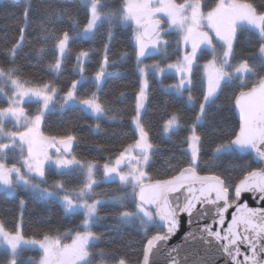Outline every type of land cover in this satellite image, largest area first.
I'll return each instance as SVG.
<instances>
[{
	"label": "trees",
	"instance_id": "obj_1",
	"mask_svg": "<svg viewBox=\"0 0 264 264\" xmlns=\"http://www.w3.org/2000/svg\"><path fill=\"white\" fill-rule=\"evenodd\" d=\"M90 1L98 4L101 20L92 36L85 38L83 31L93 5ZM129 1L0 0V130L21 139L31 128L21 133L20 125L11 126V120L3 119L14 85L53 90L52 107L41 120L39 135L54 141L75 140L72 156L84 166L95 165L90 198L97 203L94 217L85 219L82 212L67 214L59 201L60 195L80 192L89 167L87 171L82 167L70 172L46 168L43 181H36L44 192L5 181V176L0 178L4 181L0 180V225L4 233L15 234L21 228L27 239L49 238L59 245L70 243L78 233H89L92 239L83 264H140L147 240L162 233L155 225L144 223L138 214L141 206L129 188L117 181H104L103 167L122 159L137 140L134 118L139 117L153 148L147 170L149 181L170 179L192 166L186 148L193 129L199 143L196 171L221 178L231 198L236 184L258 169L250 155L237 154L229 145L239 125L234 112L236 96L264 78V35L262 38L247 27L236 30L229 63L224 68L229 77L205 105L199 119L206 94L202 64L212 59V53L201 50L191 70L190 86L178 89L177 75L157 76L158 69L179 62L182 53L180 36L175 32L165 35L163 47L158 45L156 52L143 60L145 67L150 66L144 74L143 90L137 33L123 20ZM172 1L175 5L196 2L202 13L210 12L217 4V0ZM237 1L249 4L257 14L264 13V0ZM64 38L68 42L56 69L58 46ZM220 53L221 47L218 60ZM70 93L78 101L97 103L100 114L94 116L65 104ZM142 94L146 95V103L140 114ZM25 109L28 121L38 117L40 104L27 102ZM3 141L8 143L0 149V177L7 169L24 173L20 156L23 158L25 153L14 147L15 142L6 148L10 140ZM225 146L227 149L218 151ZM5 186H11V190ZM40 260L41 253L35 249L20 248L12 258L0 248V264H39Z\"/></svg>",
	"mask_w": 264,
	"mask_h": 264
},
{
	"label": "rangeland",
	"instance_id": "obj_2",
	"mask_svg": "<svg viewBox=\"0 0 264 264\" xmlns=\"http://www.w3.org/2000/svg\"><path fill=\"white\" fill-rule=\"evenodd\" d=\"M90 3L93 5L89 8L90 19L83 31L85 38L92 36L101 20L98 4L96 5L92 1ZM125 12L124 23L131 25L137 33L138 60L140 61V75L143 77V90H145L146 85L144 74L150 67H145L143 60L148 55L155 53L158 45L160 46L161 44V48L163 47L165 35L175 32L180 36L182 53L179 62L169 64L164 69H158L157 76L160 77L164 74L177 75L178 84L176 87L178 89H183L182 86H185L184 88L190 86L191 70L201 50H207L212 53V59L202 64L206 94L204 103L200 107L199 119H201L205 105L217 95L223 82L229 77L224 68L229 63L236 30L239 27H247L254 30L262 38L264 35V13L257 14L249 4L237 0H217L216 6L208 13H202L200 4L196 2L175 5L172 0H130ZM153 19H161L166 25L158 36H155L150 41H142L139 30L146 22ZM67 42V38H64L58 46V64L56 69L60 67ZM220 47L221 57L219 56V60L221 64L217 59ZM261 54L264 56L263 50ZM14 88L13 97L9 101L8 108L2 113L3 119L5 121L11 120V126L20 125L21 133H27V127L31 128L28 134L23 135L21 139L12 132L0 130V149L3 144L8 143L7 141L1 142L6 138L10 140L6 148L15 142L14 147L25 153L23 158L20 156L24 173L18 174L7 169L8 171L3 172L1 174L3 177L0 178L6 176L3 180H11L10 182L14 181L20 185H28L34 191L44 192L36 181H43L46 168H52L57 172H70L74 169H82V167H85L87 171L89 167L88 174L85 173L86 184L80 192L73 193L72 196L67 194L60 195L59 201L67 214L82 212L86 217L85 219H91L97 209V203L90 198V191L95 184L93 176L95 165L85 164L84 166L73 156L71 158L63 157L55 149L54 140L46 139L44 136L39 135L41 133V120L52 107L54 91L47 86L26 88L14 85ZM71 97L72 93L65 97V104H70ZM31 101L40 104V111L38 117L28 118L27 121L25 115L27 117L29 115L26 112L25 103ZM100 112L101 110L99 106L97 107V103L92 102L90 114L96 116ZM133 125L137 133V140L129 149H141L143 154L136 155L134 152V157L132 156V160L130 159L128 163L126 162L122 170L118 168L120 159L115 164L103 167L104 181H117L121 186L129 188L132 195L135 194V187L149 180L147 170L153 151V148L147 142L139 117L134 118ZM198 149V138L193 129L187 139L186 151L190 155L191 165L194 168L198 164ZM223 149H227V146L222 147L218 151ZM130 150L122 155H130ZM1 155L2 152H0ZM25 170L28 175H26ZM90 171L91 174H89ZM9 176L11 179H8ZM57 185L61 186L59 183ZM5 188L11 190V186H5ZM138 214L144 218L145 224L154 225V216L149 210L140 207ZM85 233H78L79 235H74L70 243L59 245L56 241L49 238L43 240L27 239L22 236L21 228L15 234L4 233L0 225V248L7 250L12 258L20 248L38 250L41 253L39 264H83L87 260L86 247L92 239L89 233Z\"/></svg>",
	"mask_w": 264,
	"mask_h": 264
},
{
	"label": "water",
	"instance_id": "obj_3",
	"mask_svg": "<svg viewBox=\"0 0 264 264\" xmlns=\"http://www.w3.org/2000/svg\"><path fill=\"white\" fill-rule=\"evenodd\" d=\"M164 27L161 19H153L142 26L140 37L150 41ZM139 100L142 114L146 95ZM71 103L85 113L91 109L90 101ZM234 112L239 125L230 149L250 155L258 169L236 184L232 198L221 178L199 174L192 166L137 186L135 202L162 230L147 240L140 264H264V78L236 96ZM55 147L69 158L76 142L66 138ZM127 160L119 162V170Z\"/></svg>",
	"mask_w": 264,
	"mask_h": 264
},
{
	"label": "flooded vegetation",
	"instance_id": "obj_4",
	"mask_svg": "<svg viewBox=\"0 0 264 264\" xmlns=\"http://www.w3.org/2000/svg\"><path fill=\"white\" fill-rule=\"evenodd\" d=\"M73 98H75L74 97V94L72 93V97L70 98V99H73ZM80 102H82V101H80ZM130 150V149H129ZM138 150V149H135V148H133V149H131L130 151H131V154L130 155H128V156H122L123 158H128V160L126 161L127 163L129 162V160L131 159L132 160V156L134 155V152H136V151ZM134 157V156H133ZM121 159V158H120ZM126 164V163H125Z\"/></svg>",
	"mask_w": 264,
	"mask_h": 264
},
{
	"label": "snow or ice",
	"instance_id": "obj_5",
	"mask_svg": "<svg viewBox=\"0 0 264 264\" xmlns=\"http://www.w3.org/2000/svg\"><path fill=\"white\" fill-rule=\"evenodd\" d=\"M70 95V94H69ZM85 103H88V101H85ZM97 107H98V105H97ZM109 171H111V169H109ZM177 231H179V224H177ZM175 233H173V235H174Z\"/></svg>",
	"mask_w": 264,
	"mask_h": 264
}]
</instances>
